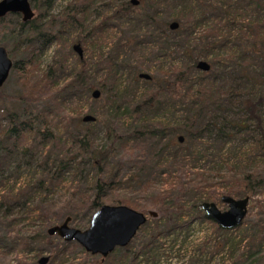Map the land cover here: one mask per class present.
I'll list each match as a JSON object with an SVG mask.
<instances>
[{
	"label": "trees",
	"instance_id": "obj_1",
	"mask_svg": "<svg viewBox=\"0 0 264 264\" xmlns=\"http://www.w3.org/2000/svg\"><path fill=\"white\" fill-rule=\"evenodd\" d=\"M56 1L30 0L40 15L26 22L19 14L22 17L19 40L15 45L5 46L12 60L17 59V62L13 61L12 70L17 71L24 90L20 95L5 96L0 89V96L22 106L7 110L0 119V188L11 176L20 173L21 164L27 157H32L36 149L49 146V150L39 164L46 178L31 180L16 193L15 188L8 190L7 194L2 193L0 209L3 207L5 211L0 217V226H7L8 234L0 236V264H10L8 254L18 251L20 246L29 251L51 239L47 228L66 217L72 219L82 206L96 211L105 201L129 205L145 213L155 207L162 215L157 219L161 222L150 233L151 241L143 243L136 251L122 248L124 252L116 264H140V257L148 260L154 255L158 258L165 250L170 255L173 252L178 254V257H182L183 252L184 257L191 247L193 257H189L186 264H211L217 261L218 255L222 257L217 264H264V217L256 223L248 225L244 222L237 228L226 230L202 210L204 201L212 202L209 200L215 196L216 176L228 183L225 195L234 198L249 196L250 199L264 189V166L258 165L252 170L230 168L225 175L196 169L194 165L188 167L191 161L199 162L203 158L206 149L200 146L202 140H207L209 147L213 148L216 143L224 146L236 139H243L242 142L251 139L253 150L264 156V0H138V6L133 5L132 0H115L117 7L113 13L104 17L85 36L75 37L74 41L87 47L89 38L97 40L108 35V29L124 32V37L119 34L110 46L109 43L101 44L100 47L105 46L108 52L96 62L77 54L80 67L76 72L67 73L66 77L62 75L67 65L64 60H57L58 51L47 70L41 68V57L54 45L68 42L64 36L69 29L83 26L84 17L94 0H74L73 6L69 4L62 12L51 14L49 12ZM174 21L179 27L172 30L170 25ZM73 47L70 44L69 53H73ZM144 51L152 62L173 57L186 61V64L177 70L176 76L166 78L164 84L159 82L154 91L136 102L132 112L136 115L132 124L135 129L130 131L118 124L128 113H121V110L126 109L125 100L131 97L130 87L122 89L119 81L125 72H143V68L136 66L134 57ZM204 59L210 63L208 72L197 69L198 62ZM101 73H104L102 80L90 82L93 74ZM172 83H181L184 93L173 91ZM98 89L106 98V118L86 123L78 117L76 125L65 121L68 104H77ZM35 103L45 106L43 109L28 108ZM171 109L182 114L176 126L167 124L156 129L149 124L150 118ZM61 118L62 128L57 121ZM98 123L105 128L106 143L102 147L97 140ZM179 133L183 134L185 142L182 143L179 136L172 152L178 176L166 188L154 187L148 178L137 192L122 194L116 190L115 173L109 175L99 169L93 187L81 194L72 192L60 206L47 197H39L62 184L64 174L72 173L77 178L80 163L101 165L115 147L126 150L135 141H151L157 157L161 154L163 157L169 143L162 142L168 135ZM14 161L18 164L12 172ZM49 162L52 164L50 169ZM29 163L28 160L26 164ZM146 166H137L130 180L140 176ZM205 193L209 194L208 198H204ZM30 201L34 206L27 205ZM20 204L30 212L38 213L44 221L43 232L21 235L17 230L16 237H11L20 220H25L10 218L13 209ZM259 206L264 214V203ZM198 220L212 224L215 235L207 234L206 240L195 246L187 242L190 237L185 235L184 243H180L181 233H189ZM239 230L243 232L237 238L233 232ZM162 236L164 239L173 236L172 245L165 246V242L156 245L162 241ZM36 249L32 251L33 256L20 258L16 264H39L42 249ZM49 249L54 254L51 264L55 261L64 264V246H49ZM206 254L211 258L205 262ZM92 262L105 264L101 258Z\"/></svg>",
	"mask_w": 264,
	"mask_h": 264
},
{
	"label": "rangeland",
	"instance_id": "obj_2",
	"mask_svg": "<svg viewBox=\"0 0 264 264\" xmlns=\"http://www.w3.org/2000/svg\"><path fill=\"white\" fill-rule=\"evenodd\" d=\"M114 2L115 0H94L90 5V9L84 17L85 22L83 26L81 25L80 28L74 26V28L69 29V33L64 36V39H67L68 42L64 41V43L56 44L43 53V56L40 60L41 68L45 70L49 69L52 64L53 58L54 56H56V52L58 51L57 60H64L65 64L67 65V70L62 76L66 77L67 73L71 74L74 71L76 72V70L80 67V63H78L77 61L78 53H74V50L73 53L68 52L70 49V44L73 47V45L77 43L74 41L75 37H77L78 35L85 36L90 30L92 31V28L97 25V23H100L104 19V17L112 14L115 8L117 7V4ZM73 3L74 0H57L49 13L58 14L62 12L63 9H65L64 7H66L67 5L71 4L73 6ZM33 10H35V16L40 15L39 9H35L33 7ZM21 22L22 17L19 14L15 13H9L6 17L0 20V45L4 47H9L11 45H15V43L18 42L20 37L19 28ZM107 34L108 35L105 34L104 36L97 38L98 41L94 38H89L87 47H84V45H82L84 57L87 60L95 62L98 61L102 54H107L108 52L105 46L100 47L101 44L106 45L107 43H109L110 46L117 40L116 38L117 36H119V34L122 37H124L125 35L124 32H120L116 29H108ZM149 51L150 49H147V52ZM135 56L136 57L134 58H136L137 61L136 66L139 69L143 68V72L150 74L152 78L154 77V80L151 79L150 81H148L144 78L141 79L138 76L140 75V73L134 71H128L121 74L119 82L122 83V89L130 87L129 90H131V92L129 91V94L131 97L128 100H125L124 105L126 109L121 110V113H125L126 111L128 113L126 117H123L121 121H118V124L122 128L124 127L127 130L130 129V131H134L135 129L132 124L134 123L136 115L132 112L136 107V102L139 101L141 98H144L149 95L152 91H154L158 86L159 82H162L164 84L166 78L172 79L173 75H177V72L180 71L179 69L183 68L186 64V61H181V59H174L173 57H168L167 60L152 62L153 60H149V55H147L145 51L137 53V55ZM13 61L17 62V59H13ZM206 61L209 63L208 60ZM143 72H141V74ZM18 76L19 75L17 71H15L14 69L10 72L9 79L0 88L2 89L3 95L11 96L22 94L24 88H22L21 80ZM103 76L104 73H101L97 76L93 74V78L90 79V82H99L100 79L102 80ZM172 85L174 88L173 91L178 90L184 93L185 88H183V85L181 83H172ZM133 93L134 95L132 96ZM100 95V98L97 99L94 98V96H92L90 92L88 97H85L77 104H68L66 107V114L68 117L65 121H71L73 125H76L78 117L83 118L85 115L89 114H92L96 118H106V98L105 95H103V92H101ZM44 106L45 105L41 103H35L34 105L28 108L43 109ZM14 108L20 109L22 108V106H20L17 102L13 100L8 101L7 99H4L2 96H0V119L1 116H3L5 112H7V110L12 111V109ZM160 112L162 113L163 111ZM181 116L182 114L180 113V111H178L177 113L175 112V109H171L161 115L159 114L153 116V118H150V122H148L153 128L156 129L162 125L167 124H170L171 126H176V124L178 123V119ZM57 121L59 127L62 128L63 119H57ZM96 129L98 131V144L102 147V145H105L106 143V140H104L105 128H103L102 124L100 125L98 123L96 124ZM179 136H183V134L179 133L174 136L168 135V137L164 139L162 143H169V147L168 151L164 153L163 157L162 154L161 157H157V151H155L154 144L152 145L151 141H135V144H133L131 148L129 147L126 150H120L118 147H115L112 153L108 155L107 160L105 162L103 161L101 165L96 162L80 163V165H77V178H75V174L66 173L63 176L64 181L62 184H59L51 193L47 194L44 192L39 197H47L50 201L60 206V204H62L68 198L71 197L72 192H78L81 194L82 192H85L88 187H93L92 184L99 175V169L104 170L109 175H113L115 173L114 182H116L118 185L116 187V190L122 194H132L137 192V190H139L145 185V181H147L148 178L151 182H153L154 187L166 188L170 185V182H175L178 176V172L175 170V166L173 164L172 152L173 145L175 142L178 141ZM242 141L243 139H236L234 142L228 143L224 146H221L219 145V143H216L213 145V148H210V143H208L207 140H202V145L200 146L201 148L206 149L205 153L202 156L203 158L199 162L191 161V163L188 164V167L190 168L194 165L196 169H206L208 172H213V174L219 173L220 175H225V173H227L230 168H233L235 170L242 168L252 170L258 165L264 166V156L261 155L258 150H253L254 145L252 144L251 139H246L244 140L245 142ZM184 142L185 139L182 141V143ZM29 144H31V142H29ZM48 150L49 146H47V148H39L32 153V157H27L23 164H21L22 169L20 170V173L11 176L7 183L2 188H0V198L2 197V193L7 194L8 190L12 188H15L16 193L29 181H36L38 178L42 177L46 178L47 175L44 174L45 172L43 171V167H39V164L44 161L45 157L48 154ZM28 160L30 161V163L27 165L26 163L28 162ZM17 164L18 162L14 161V163L12 164V172L15 171L14 167ZM48 164L50 169L52 164L50 162ZM144 164H146L147 166L144 167V169L142 170V174L140 173V176L138 175L133 180H130V177L136 172L137 166H142ZM16 175H18V177H16ZM215 179L217 182L215 186L216 193L215 196L210 198L209 201H212L214 203L216 202L220 209L227 210L228 205L227 203L225 204L221 201V197L225 195V192L227 191L226 189L228 188V183L226 181L224 182L219 176H216ZM119 181L121 182V184L118 183ZM208 192L211 191L209 190ZM208 195V193H205L204 198H208ZM2 200L3 199H0V201ZM249 200V212L245 220L243 221L247 222L248 225L251 223H256L258 220L264 217V214L261 213V207L259 206L260 203H264V189H260L257 193H255L254 196H251ZM24 201L25 200H22L21 202ZM105 204L114 205L109 201H105ZM23 205L20 204V206H17L15 209H13L14 213H12V217L10 218L15 217L17 220L24 218L25 220H20L21 223L17 225L16 231L15 233L11 234V237H16L18 231L21 232V235H33L43 230L44 221L38 216V213L35 211L30 212V209H25ZM27 205L34 206L33 201L28 202ZM149 210L155 211L158 216L153 217L149 215L148 222L142 226V228L139 230L132 242L129 243L127 247H117L116 251L113 252L110 257H107L104 260L105 264H116L118 262V258H120L124 252V250H121L122 248H130L131 250L136 251L138 248H140L143 243L151 241L149 237L150 233L153 231L156 225L161 222L157 219H160L162 215L155 207L150 208ZM149 210L147 212H149ZM4 211L5 208L2 207V209H0V217L2 216ZM94 212L95 209L93 210L88 206H82V208L77 210L74 216L72 217L71 226H74L81 230L88 228L90 225L91 216L94 214ZM159 225L161 226V224ZM193 225L194 226L189 230V233H183V235L181 233L180 243H184L182 241L184 240L185 235L190 237L187 242L189 244H193L194 246L195 244L206 240V236L215 235L214 228L209 222H202L198 220L195 221ZM7 229V226H0V236L8 234ZM242 232V230L234 231L233 235H236V237L239 238ZM162 238V241H158L159 243H156V245L162 244L163 242L166 243L165 246L172 245V241L174 239L173 236L169 239H164L163 236ZM199 238L200 241H197ZM65 243L67 242L59 238L58 236H52L51 239L48 238L44 243H40L38 246H33L34 249L29 251L22 250V247L20 246L18 251H13L8 254V259L10 264H16V261L20 258L33 256L34 253L32 251L37 250L36 248L38 247L39 249H42V251H40L38 261L42 256H48L50 258L48 264H51L52 256L54 254L50 252L49 246H53L54 248L58 246L62 248L64 246V252H66L64 264H94L92 261H95L96 259L102 257L99 254L93 255L85 251V249H83L82 246L76 241L68 242L70 243L69 245ZM154 252H156L155 248ZM157 253L159 254V252ZM192 253V247L191 250H189V253H187V255H185L184 257L183 252L182 257H178V254H174L173 252V255H170V252H167L165 250V253H160L161 256H159L158 258L154 257L153 255L152 259L151 257H149V259L146 260L142 256L138 260H140V264H186L187 260H189V257H193ZM221 257L222 256L218 255L217 261ZM209 258H211L210 255L206 254L205 262ZM217 261H212L211 264H217ZM52 264L60 263L55 261Z\"/></svg>",
	"mask_w": 264,
	"mask_h": 264
},
{
	"label": "water",
	"instance_id": "obj_3",
	"mask_svg": "<svg viewBox=\"0 0 264 264\" xmlns=\"http://www.w3.org/2000/svg\"><path fill=\"white\" fill-rule=\"evenodd\" d=\"M132 3L138 6L139 1L132 0ZM9 13L21 14L26 22H29L35 16V10H33L30 0H0V20ZM170 26L172 30L179 27L175 21ZM73 49L81 58L84 56L79 43H76ZM12 68L13 60L11 56L8 55L7 49L0 45V88L9 79ZM197 69L208 72L211 69L210 63L206 60H200ZM139 77L146 80L151 79V75L144 72ZM100 94V90L92 92V96L97 99L100 98ZM83 120L90 123L97 121V118L89 114L85 115ZM183 140L184 137L180 136V141ZM221 201L227 203V210L220 209L216 202L207 201L202 204V210L209 218L226 230L237 228L243 224L249 212V196L234 198L226 194L222 196ZM149 215L158 216L153 210L145 213L129 205L104 204L91 216L90 225L86 229L81 230L71 226V217H66L61 223L51 225L47 231L49 236H58L66 242L76 241L85 251L93 255L99 254L104 260L115 252L117 247H127L142 226L148 222ZM49 260L48 256H42L39 264H47Z\"/></svg>",
	"mask_w": 264,
	"mask_h": 264
},
{
	"label": "flooded vegetation",
	"instance_id": "obj_4",
	"mask_svg": "<svg viewBox=\"0 0 264 264\" xmlns=\"http://www.w3.org/2000/svg\"><path fill=\"white\" fill-rule=\"evenodd\" d=\"M101 259H102V257H101ZM105 260V259H104ZM103 261V260H102Z\"/></svg>",
	"mask_w": 264,
	"mask_h": 264
}]
</instances>
